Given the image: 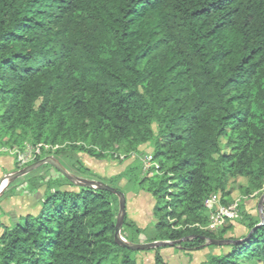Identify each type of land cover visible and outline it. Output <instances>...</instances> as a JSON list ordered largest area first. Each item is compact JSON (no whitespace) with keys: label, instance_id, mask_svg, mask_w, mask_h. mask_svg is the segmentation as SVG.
I'll use <instances>...</instances> for the list:
<instances>
[{"label":"trees","instance_id":"16d2710c","mask_svg":"<svg viewBox=\"0 0 264 264\" xmlns=\"http://www.w3.org/2000/svg\"><path fill=\"white\" fill-rule=\"evenodd\" d=\"M25 143L55 148L65 169L124 148L132 161L106 182L79 159L77 176L151 198L145 228L125 215L126 242L176 244H116L117 197L43 165L2 193L42 189L35 214L0 220V264H140L143 252L168 264L169 247L221 250L200 264H264L259 216L241 213L247 234L226 238L205 230L204 207L231 204V184L241 197L264 188V0H0V145Z\"/></svg>","mask_w":264,"mask_h":264},{"label":"rangeland","instance_id":"374dc122","mask_svg":"<svg viewBox=\"0 0 264 264\" xmlns=\"http://www.w3.org/2000/svg\"><path fill=\"white\" fill-rule=\"evenodd\" d=\"M30 147L31 146L29 144L25 143L23 145L22 151H24ZM16 149H18V148H16ZM142 152H143V154L139 157V159H140L139 163H140L141 167H142V163L147 162L148 158L150 157V150L149 149L144 148L142 150ZM117 155L119 157H117L116 159L110 160V159H104V158L103 159H95V158H90L86 155L80 154L77 156H73V157L71 156L70 158L64 159V164L66 165V168L68 169V170L67 169L66 170L69 173H71L74 176H77V174H76L77 166L75 165V161L77 159H79L82 161L84 167L88 168L92 173H94L102 181L106 182V180L113 177V176H109V175H115L119 171V169H121L122 167L125 168L126 167L125 165H127L128 163H130L132 161V159L130 158L132 156H130L129 153H126L124 148H121V150L118 152ZM49 156L54 157L53 154L49 153L45 156H41L39 158V160L43 159L45 157H49ZM9 157H11L13 159V161L15 162L14 157H12V156H9ZM36 161H34V162H36ZM56 161L59 162L57 159H56ZM34 162H32V163H34ZM32 163H29L28 165H30ZM28 165H26V166H28ZM26 166H24V167H26ZM16 167L18 168L16 171L24 168V167H19L17 164H16ZM142 174L145 175L146 173L142 170ZM99 175H104V176L107 175V177H101ZM4 176H6V175H4ZM3 177L0 179V181L3 179ZM18 181L19 182L22 181V178H20ZM240 181L243 182V180H240ZM238 184L239 183L231 184V186L234 189V191L232 193V202L238 201V203H239V206L237 208V214L238 215L236 218L226 221L220 227V229L226 230V233H225L226 238L240 239L247 234L245 227L241 224V220H242V214L241 213H243V215L244 214L245 215L250 214L253 216H259L260 217L261 213L263 214V212H264V201L262 202V206H261L262 212H260V209H259V202H260L262 195L264 194V188L260 193L255 194L252 197L245 200V199H242V197L239 195V192L237 190ZM5 185H6V183H5ZM120 186H123L122 182H121ZM4 198L5 197H2V193H1L0 194V202ZM125 198H126V207H125L126 208V215L128 217H132V216L137 217L139 215V212H141V213L144 212L143 211V208H144L143 202L140 203L139 200H137L136 202H133V194L127 193L125 195ZM5 199H7V198H5ZM0 213L2 214L1 209H0ZM208 221H209V219H208ZM7 223L9 224V220H7ZM208 249L209 250H199L196 252H192L190 254H186L177 248L169 247V249L163 248L160 251V254L163 257L164 261L167 262L168 264H200L203 262V260L207 259L210 256L208 254V252L210 253L211 251H214L215 248L208 247ZM215 250H216V252L221 251L220 249H215ZM137 260L140 264H153V253L152 252L140 253L137 256Z\"/></svg>","mask_w":264,"mask_h":264},{"label":"water","instance_id":"95a60500","mask_svg":"<svg viewBox=\"0 0 264 264\" xmlns=\"http://www.w3.org/2000/svg\"><path fill=\"white\" fill-rule=\"evenodd\" d=\"M43 165H50L53 167L56 171H58L63 177L68 179L71 183L76 184V185H83L87 187H92V188H98L100 190L107 191L109 193H112L115 195L118 199V216H117V221H116V226H115V233H114V241L116 244L127 248L132 251H145L149 249H155L159 247H165V246H172L176 243H169V242H152V243H139V244H133V243H128L126 242L122 236H121V226L124 221V217L126 215V198L125 195L114 188L93 180H86L82 179L80 177L74 176L71 173H69L59 162L56 161L54 157H45L43 159H40L14 173L8 174L3 177V179L0 181V187L3 182H6V185L0 189V194L3 193L7 185L15 181L16 179L27 175L28 173L34 171L35 169L43 166ZM264 201V194L262 195L260 202H259V209L260 212H262L261 206L262 202ZM261 224L264 222V216L261 213ZM231 242L230 240H209L207 243L210 245H215V246H221L224 244H228Z\"/></svg>","mask_w":264,"mask_h":264},{"label":"crops","instance_id":"0c3cea01","mask_svg":"<svg viewBox=\"0 0 264 264\" xmlns=\"http://www.w3.org/2000/svg\"><path fill=\"white\" fill-rule=\"evenodd\" d=\"M126 166V165H125ZM124 167L119 169V171L116 173H120ZM16 171V166L13 161V159L7 155H0V179L4 175L11 174ZM97 174V173H96ZM115 174V175H116ZM101 177H107L104 175H99ZM114 176V175H109ZM21 187L16 189V192L12 197H9L7 199H3L0 202V209L2 210V214L0 213V220L4 224H8L7 220H9V223L15 221L17 218H20L26 214H35L39 209V194L41 193V190L39 189L37 192H21ZM137 200L143 202V213L139 212V215L137 217H128L131 219L139 228H145L147 225L151 224L153 221L152 215H151V208H152V200L151 198L143 193L139 192L136 195H133V202H136ZM140 211V210H139ZM169 249V248H167ZM203 250H209L208 248H204ZM216 250L208 252L209 255L216 254ZM207 256V255H206ZM204 261V260H203Z\"/></svg>","mask_w":264,"mask_h":264},{"label":"built area","instance_id":"2783aa9c","mask_svg":"<svg viewBox=\"0 0 264 264\" xmlns=\"http://www.w3.org/2000/svg\"><path fill=\"white\" fill-rule=\"evenodd\" d=\"M55 148L47 145H36L27 148L24 151H19L16 148H9L7 146L0 145V155L12 156L15 159L16 164L19 167H24L29 163H32L39 159L41 156H45L49 153L53 154ZM119 157L117 154L114 158ZM152 168L157 169L151 161V157L148 158L147 162L142 163V170L146 173L145 175L151 176ZM252 197V196H250ZM250 197H242V199H248ZM239 206L238 201L231 202L227 206H223L219 202L218 197H211L205 203L204 207L209 212V221L205 227V230L209 232H215L228 220H232L237 217V208Z\"/></svg>","mask_w":264,"mask_h":264},{"label":"bare ground","instance_id":"6f19581e","mask_svg":"<svg viewBox=\"0 0 264 264\" xmlns=\"http://www.w3.org/2000/svg\"><path fill=\"white\" fill-rule=\"evenodd\" d=\"M5 183H6V182H3V183L1 184L0 189H2V188L4 187Z\"/></svg>","mask_w":264,"mask_h":264}]
</instances>
